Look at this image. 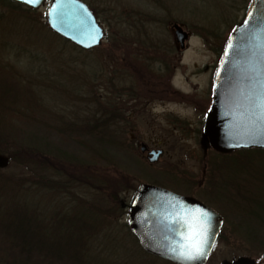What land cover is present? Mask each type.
<instances>
[{"label": "rangeland", "instance_id": "obj_1", "mask_svg": "<svg viewBox=\"0 0 264 264\" xmlns=\"http://www.w3.org/2000/svg\"><path fill=\"white\" fill-rule=\"evenodd\" d=\"M50 1L47 0L40 10L34 12L0 1V45L4 47L0 49V68L12 67L10 70L14 68L19 77L33 78L35 82H39V90L33 91L37 92L41 100H45L41 103L51 111L53 119L62 116L80 127L99 109L108 108L106 101L110 99L113 103L110 105L117 107L116 117L121 116L125 120L119 125L124 132V148L121 151H106L105 157L108 159H100L96 166L103 169L93 170L95 174L86 175L94 184H99L97 177L93 176L100 172L108 174L107 179L112 182L114 171L123 172L124 177L131 178L129 181L125 180L126 185L118 183L123 192L119 191L116 204L117 193L114 192L104 204L108 212L106 218L109 219L106 220L111 224L104 223L100 232L95 233L89 241V264H171L142 251L131 237L130 229L125 228L127 208H123V205L130 204L136 190L143 184L158 185L174 193L201 198L225 217L224 234L217 241L206 264H220L233 257L261 256V253L264 256V229L252 218H243L230 203L210 202V195L203 193L210 173L207 162L222 154L207 149L203 155L200 147L203 113L196 111L194 105L190 104L191 101L180 104L177 96L172 94L174 89L185 94L195 90L199 94L207 91L205 98L208 97V89L212 84L211 72L219 64L216 50L224 47L233 26L245 15L250 0H85L97 9L98 19L106 35L101 45L90 51L79 50L72 45L64 46L60 40L48 37L49 34L42 29L40 35L44 36L39 44L36 43L38 38L31 29L32 22L26 21L32 18L34 23L45 24ZM132 17L146 23V33L152 35L151 40L138 42L133 31L123 29V23L118 25ZM166 21L179 23L190 33L189 46L184 52L178 51L174 37L164 25ZM29 29L32 37L27 36ZM120 32L128 35V40L114 37V34L119 35ZM166 50L167 61L177 55L173 64L178 67L169 72L165 79L166 75L158 70L162 64L156 60ZM139 62H147L150 67H142ZM4 70L5 67L1 69ZM6 72H9V68ZM6 72L0 75H5ZM171 73L175 76L172 80L169 77ZM121 75L127 78L124 86L130 90L129 94L124 92L127 95L119 91L118 79ZM157 83L163 84L158 86ZM43 85L48 88L42 89ZM206 103L207 99L200 107L208 108L210 103ZM86 129L84 125L78 131L84 132ZM20 130L21 135L33 133L22 135L23 143L39 150L47 149L51 153V149L44 146L47 143L59 157L51 158L50 166L37 168V174L12 162L8 167L0 169V174L13 178L10 183L15 180L19 183L11 191L4 190L3 195L6 196L0 198V204L4 207L12 206L19 202V196L27 195V202L36 206L37 220L42 224H53V219L49 217L52 212L68 205L69 199H72L69 194L77 193L83 199L88 197L86 201L98 199L96 194L85 195V185L81 187L79 182L73 183L70 180L75 175L72 170H65L63 163L58 164V158L62 156L59 152L72 157L76 163L85 161L88 153L80 146V142L86 140L84 134L81 135L83 140L77 139L79 135L64 139L41 127L28 128L26 124L21 125ZM35 134L38 139L43 140H38ZM132 134L135 140L131 142ZM14 141L16 142L15 138ZM140 143L163 151L157 163H148L137 147ZM16 150L9 145L0 154L10 156L14 161L31 162L20 158ZM254 162L264 169V156L257 157ZM229 163L236 165L232 161ZM69 173L71 177H68ZM39 178L46 180L41 181ZM109 184L114 187L112 183ZM118 208L120 214L117 212ZM5 218L6 213L0 211V223L4 224ZM26 223L27 221L23 226ZM5 245L6 243H0V264H13L12 257L7 254L5 258ZM65 248H69L68 245ZM77 264L82 263L80 261Z\"/></svg>", "mask_w": 264, "mask_h": 264}, {"label": "trees", "instance_id": "obj_2", "mask_svg": "<svg viewBox=\"0 0 264 264\" xmlns=\"http://www.w3.org/2000/svg\"><path fill=\"white\" fill-rule=\"evenodd\" d=\"M2 2L4 3V1ZM6 4L22 9V7L11 2ZM28 21L32 22L30 25L31 29L35 37L37 36L38 38L36 43L39 44L41 37L44 36L40 35V29H42L44 33L49 34L48 37L60 40L64 46L69 45L53 35L45 24L34 23L35 20L32 18L26 22ZM31 29L27 31L29 33L28 37H32V34H30ZM41 45L43 46V44ZM43 47H46V45ZM1 48H4L3 45H0ZM223 49L224 47L216 50V53L221 56ZM139 63L142 64V67H150L147 62ZM4 67L5 70L1 71ZM8 68L9 72L7 73ZM10 69L12 67L3 66L0 68V73L6 72L5 75H0V152H4L6 146H13L14 149H17L16 151H18L20 158L29 159L31 162L14 161L13 158L7 156L10 163L20 164L22 167L28 168L37 174V168L50 166L51 158L59 156L56 151L54 152L53 147L47 143L44 146L51 149V153L47 149L39 150L23 143L21 136L33 133L21 135V125L26 124L28 128L41 127L48 132L56 133L64 139H69L71 135H79L77 139L83 140L81 135L84 134L86 140L80 142V146L85 148L88 153L85 161L81 160L76 163L72 157L58 151L62 155L58 158V164L63 163L65 170L66 168H69V171L72 170L71 172L75 175L71 177V173H69L68 177H71L70 180H73V183L79 182L80 186L85 185L83 187L86 192L85 195L93 196L96 194L95 197L98 199L93 202L91 199L86 201L85 199L88 197L83 199L84 197L77 193L69 194L68 196L72 199H69L68 205L52 212V216L49 219L52 218L54 222L53 224H47V222V225L37 220L36 206L34 207L33 204L31 205L27 202L25 199H28L27 195L19 196V202L14 203L12 206L4 207V205L0 204V211L6 213L5 223H0V243H6L4 247L5 258H7L8 254V257H12L13 264H57L58 262L62 264L63 262L64 264H77L80 261L82 264H89L88 259L89 256L91 257V254H88L90 250L89 241H91L95 233L100 232L104 223L109 222L107 221L109 219L106 218V213L108 212L104 204L109 197L113 196V192L117 193L116 204L119 199L118 193L122 190V187H118V183L126 185L125 180L129 181L131 178L124 177L123 172L114 171V181L112 182L107 179L106 175L108 174L100 172L93 176L97 177L96 181L99 182V184H94L91 178L86 177V175L95 174L93 170L103 169L96 166L99 164L100 159L106 158V151L110 149L121 151L124 148L125 144L122 141L125 138L124 132L119 125H122L121 122H125V120L121 116L116 117L115 109L117 107L114 108L115 106L110 105L113 103L109 99L106 101L108 108L104 109L102 107L94 116L85 120L86 131H78L79 128L83 129L84 125L79 127L74 123L68 122V120L66 121V118L62 116L55 117V119L51 118V111L48 108L46 109L41 103L45 100H41L37 92L33 91L35 89L39 90V82H35L33 78L19 77L14 68L13 70ZM167 71L171 72L168 67ZM126 79L124 75H121L118 79L119 91H123L122 94L124 95H127L124 92L128 94L130 92V90L124 88ZM47 88L45 85L42 86V89ZM31 93L33 95H30ZM36 137L37 139L39 138L37 135ZM38 140L43 139L40 138ZM261 156H264V150L251 149L236 151L231 155H217L214 160L210 159L207 162L210 173L203 193L206 192L210 195V202L225 201L230 203L243 218H252L260 228L264 229V169L259 165H255L254 162L257 161V157ZM231 161L235 162L236 165H230L229 162ZM229 176L230 179H228ZM11 180H13L11 176L0 174V198L6 196L3 195L4 190L11 191L13 190L12 187H18L19 183L16 180L14 183H10ZM39 180L45 181L46 178H39ZM18 182H21V180ZM109 183H112L114 187ZM215 196L217 197L215 198ZM117 210L118 214H120V208ZM86 214H89V216H86ZM24 219L27 223L23 226V223L26 222ZM126 227L128 226L125 225ZM234 232L236 233L237 231L234 230ZM223 234L222 229L219 240ZM130 235L138 244L134 236L131 233ZM65 237L68 239L65 240ZM67 245L69 248L66 249L65 246ZM64 259L66 260L64 261Z\"/></svg>", "mask_w": 264, "mask_h": 264}, {"label": "water", "instance_id": "obj_3", "mask_svg": "<svg viewBox=\"0 0 264 264\" xmlns=\"http://www.w3.org/2000/svg\"><path fill=\"white\" fill-rule=\"evenodd\" d=\"M36 10L45 0L28 3L26 0H5ZM56 0H52L46 15L49 29L77 48L89 51L102 43L103 32L87 6L76 0L65 4L57 14H50ZM174 42L180 51L189 46V34L183 27L172 24ZM232 45L230 48L229 45ZM264 83V0H251L243 20L235 27L225 46L214 82L213 99L200 140L203 152L212 149L219 154L240 150H264V129L257 122L259 110L248 97L261 91ZM255 138V142H254ZM140 145L141 153L146 151ZM161 150L146 156L149 164L158 162ZM9 159L0 155V169L8 166ZM125 205H123L124 208ZM208 213L205 255L195 261L178 258L182 243L181 222ZM221 217L200 201L177 195L167 189L142 185L129 206L127 225L142 250L172 264H205L220 232ZM252 260L239 257L220 264H252Z\"/></svg>", "mask_w": 264, "mask_h": 264}, {"label": "flooded vegetation", "instance_id": "obj_4", "mask_svg": "<svg viewBox=\"0 0 264 264\" xmlns=\"http://www.w3.org/2000/svg\"><path fill=\"white\" fill-rule=\"evenodd\" d=\"M1 1V0H0ZM84 5H86L87 6V8L90 10V12H91V14H92V16L94 17V19H95V21H96V23L102 28V30H103V38H105V30H104V28H103V26H102V24L100 23V21H99V19H98V17H99V15H98V12H97V9L92 5V3L91 2H85V0H80ZM87 1V0H86ZM2 2V1H1ZM4 3H8V2H5L4 1ZM14 4V3H13ZM6 5H8V4H6ZM12 5V4H11ZM16 5V4H15ZM19 7H21V6H19ZM31 11V10H30ZM127 18H129L130 19V17H127ZM127 20H125V22H120L118 25H122V23H123V29H125L126 31L127 30H130L131 32H132V34H136V41H138V42H141V41H149V40H151L152 39V35L150 34V33H146V29H145V24L146 23H144V22H141V21H138V20H136V18L135 17H132V19L131 20H128L127 22H126ZM172 24H177V25H179V26H181L179 23H176V22H165L164 23V25H165V27H166V29H168L169 30V32H170V34L172 35V37H174V34H173V28L171 27V25ZM181 27H183V26H181ZM184 28V27H183ZM185 30V29H184ZM136 31V32H135ZM186 31V30H185ZM187 32V31H186ZM188 34H189V36H191L190 35V33L189 32H187ZM131 34V35H132ZM117 37L118 36V39H120V40H128V35H126V34H124V32H120V34L119 35H115L114 34V37ZM132 37V36H131ZM113 38V37H112ZM3 42V41H2ZM179 51V50H178ZM179 52H181V51H179ZM178 52V53H179ZM168 55V51L166 50L165 51V53H162L161 54V56H160V58H157L158 60H156L157 62H159L160 64H162L161 66H160V68L158 69L159 71H162V74H164V75H166V77H165V79L168 77L167 75H169L168 73V71H167V67L171 70V72H173V70H175V69H177V67L178 66H176V64L174 65L173 64V62L175 61V60H173L174 58H177V55L176 56H174V58H171L170 59V61H167V56ZM182 55V53L180 54V56ZM162 61V62H161ZM179 61V60H178ZM213 69V68H212ZM215 73H216V70L214 69L212 72H211V77H210V82H212V84L210 85V90L208 89V97L207 98H205V96H207L206 95V93H207V91L206 92H202V94L200 93H197V91H192V89H193V87H191V91L193 92V93H188V94H185V93H183V92H181V91H176L175 89L174 90H172V94H173V96H177V98H178V102H181L180 104H184V103H190L189 101H191V103L190 104H193L194 105V108H195V110L196 111H199V112H201V113H203L202 115L204 116V122H203V126H202V129H201V134H203V130H204V123H205V119H206V117H207V114H208V112H209V110H210V107H211V102H212V95H213V90L211 89V88H213V83H214V78H215ZM194 74V73H193ZM192 74V75H193ZM170 79L172 80L175 76H173V74L171 73L170 74ZM158 84V86L159 85H162L163 83H161V84H159V83H157ZM212 86V87H211ZM184 97H186L187 99H185ZM189 99V100H188ZM207 99V102L208 103H206L207 105L210 103V105L208 106V108L206 107L205 109L203 108L202 109V107H200V106H202L203 105V103L205 102V100ZM200 114V113H199ZM135 140V136L132 134L131 135V137H130V141L132 142V141H134ZM143 144V143H142ZM141 145V143L140 144H138V148H139V150H140V146ZM146 145V144H145ZM146 147H147V149H146V151L144 152V153H142L143 155H145V157L147 156V155H149L150 154V152H152L153 150H159L160 148H156V149H154V148H150L148 145H146ZM209 150V149H208ZM163 152V151H162ZM206 153H204L203 155H205ZM204 180H205V177H204ZM177 194H179V193H177ZM179 195H182V196H186V197H192V198H195V199H197V200H199V201H201L203 204H205L206 206H208V207H210L212 210H214L221 218H222V227H221V230H222V228H223V226H224V216L220 213V212H218V210L217 209H215L208 201H206V202H204L201 198H198V197H194V196H192V195H185V194H179ZM212 254V253H211ZM262 255H263V253H261ZM241 256V257H245V258H249V259H251L252 260V264H264V256ZM236 259H238V257H233L231 260H229L230 262H232L233 260H236Z\"/></svg>", "mask_w": 264, "mask_h": 264}, {"label": "snow or ice", "instance_id": "obj_5", "mask_svg": "<svg viewBox=\"0 0 264 264\" xmlns=\"http://www.w3.org/2000/svg\"><path fill=\"white\" fill-rule=\"evenodd\" d=\"M26 2L35 3L36 0H26ZM75 3L76 0H56V5H54L50 14H57L58 8L63 7L65 4ZM229 47L231 48L232 45L230 44ZM248 99L250 104L259 110L256 120L264 129V83L261 84V91L250 95ZM198 212V216L181 222L182 243L178 250H173L178 253V258L185 261H195L205 255L209 216L203 209L198 210Z\"/></svg>", "mask_w": 264, "mask_h": 264}]
</instances>
